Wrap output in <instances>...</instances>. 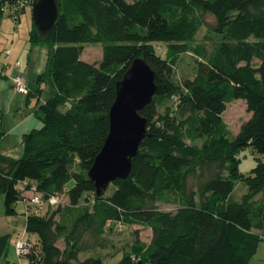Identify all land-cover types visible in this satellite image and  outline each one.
Listing matches in <instances>:
<instances>
[{
	"label": "trees",
	"instance_id": "1",
	"mask_svg": "<svg viewBox=\"0 0 264 264\" xmlns=\"http://www.w3.org/2000/svg\"><path fill=\"white\" fill-rule=\"evenodd\" d=\"M56 2L50 34L43 37L35 23L29 34L49 46L46 70L24 94L42 125L23 135L20 157L0 153L6 213L16 215L24 201L26 232L36 236L26 256L38 264H103L81 254L110 249L116 225H142L150 242H134L120 264H249L264 239V198H257L264 161L246 175L239 154L251 148L264 157V0ZM25 7L14 11L16 23ZM203 26L215 37L210 52L196 43ZM87 43L103 45L98 64L81 59ZM188 52L199 57L195 73L179 82L175 66ZM137 58L156 73V94L140 111L147 133L129 177L98 194L89 171L110 131L117 83ZM237 99L251 116L234 135L224 114ZM3 135L0 123V141ZM237 184L246 192L232 200ZM34 194L61 202L37 213ZM9 239L0 236V264Z\"/></svg>",
	"mask_w": 264,
	"mask_h": 264
},
{
	"label": "rangeland",
	"instance_id": "2",
	"mask_svg": "<svg viewBox=\"0 0 264 264\" xmlns=\"http://www.w3.org/2000/svg\"><path fill=\"white\" fill-rule=\"evenodd\" d=\"M18 3V7L15 3H4V16L6 20H10L9 25H4V32L7 34L9 32L12 33L13 30H17L18 37L14 40L0 41V51L4 49L10 48L14 54H11V58L14 56L15 58H19L22 62V68L26 66H35L37 68L41 67L42 71L46 70L47 62H48V54H49V46L47 42L40 43H32L29 40V33L34 23L33 13H32V4L27 5L25 8V12L21 15V20L17 23H14L15 19L12 17V10L15 11L20 7V2ZM12 14H11V13ZM12 16V17H11ZM206 20L211 25L214 20L211 16H206ZM6 24V23H5ZM15 24V25H14ZM209 26H203L198 35H197V44H202L207 47L208 51H212L214 48L215 37L209 29ZM3 33V32H2ZM4 33V34H5ZM11 37V36H10ZM211 37L212 39H209ZM12 39V38H10ZM157 51L165 56L166 54V46L165 44H156ZM103 55V45L101 43H87L85 44V49L81 55V59L90 63H99L102 59ZM196 58H199L195 53L188 52L181 56V59L178 61L175 66V76L177 81L181 82L186 77H193L196 68ZM14 95L11 96V93L1 94V100L4 98L12 97L14 106H18V102L20 105L27 110V99L25 96L19 94L15 89H13ZM48 95V92H45L44 97ZM10 98H8V101ZM17 107L15 108V110ZM14 110V111H15ZM6 111V110H5ZM28 112H30L28 110ZM14 113V112H13ZM37 116V115H36ZM250 113L247 111L246 101L243 99H237L230 103H228L227 110L224 114L225 121L229 124L234 135L238 134L240 131L242 123L250 118ZM38 118V117H37ZM8 117L5 116V121L7 122ZM9 125L13 124L12 120L8 121ZM41 127V126H40ZM9 144L16 146H2L6 147L10 152L11 156L20 157L24 151V145L21 141H9ZM18 143V144H17ZM261 158L264 161V157H261L257 153H253L251 148H246L239 154L240 164L239 168L241 172L246 175L252 173V170L258 163V159ZM75 184L74 180H71L67 187L71 188ZM245 186L244 184L242 185ZM242 186H238L236 192L234 193L232 200H240L241 199V191ZM112 190V186L110 187ZM110 190V189H109ZM26 203L24 201H20L15 204V208L17 210V214L13 216H9L6 213V204H5V195L0 194V236L1 235H10V239L8 242V250L7 255L3 257L1 264H38L36 261H31V259L27 256H19L16 251V242L19 241L24 233L25 229V221H26ZM160 207L165 210H173L174 205L171 204H161ZM54 210V209H53ZM109 235L112 239L113 246L108 250L99 249L97 251H92L87 254H81V258L89 256H99L103 260V264H120L121 260L124 257L125 251L130 248V246L136 242L137 240L141 242H150L152 237V231L150 228L139 225V226H123L119 227L118 225L114 226L113 230L109 229ZM26 240L28 238L32 241H36L35 235L26 236ZM25 239V238H24ZM19 260V261H18Z\"/></svg>",
	"mask_w": 264,
	"mask_h": 264
},
{
	"label": "water",
	"instance_id": "3",
	"mask_svg": "<svg viewBox=\"0 0 264 264\" xmlns=\"http://www.w3.org/2000/svg\"><path fill=\"white\" fill-rule=\"evenodd\" d=\"M32 13L40 34L47 37L58 16L56 0H34ZM155 76L150 65L143 58H137L117 83L116 100L110 110V131L89 171L98 194L115 180L128 178L132 171L133 158L147 133V118L140 111L156 94Z\"/></svg>",
	"mask_w": 264,
	"mask_h": 264
},
{
	"label": "crops",
	"instance_id": "4",
	"mask_svg": "<svg viewBox=\"0 0 264 264\" xmlns=\"http://www.w3.org/2000/svg\"><path fill=\"white\" fill-rule=\"evenodd\" d=\"M24 10H26V8ZM12 12L14 14L13 10H12ZM24 12L20 13L19 21L21 20V15ZM9 23H10V20L9 19L6 20V18L4 16L2 21H1V24H0V41L7 40V42H9L10 40H14L18 37L17 30H13L12 33L9 32L7 34L4 32V30H5L4 25L8 26ZM14 23H16V21ZM10 38H12V39H10ZM4 50L0 51L1 52V54H0V67H2L3 70L6 71V73L12 74V73L18 72L23 77V80L25 81V83L29 84L31 81H33L37 77V75L39 73L43 72L41 67L37 68L36 65L35 66L29 65V66H26L23 68L21 67L20 69L13 68L12 63L14 61V59H13L14 56L12 58H11V56L7 57L6 54L4 53ZM12 54H14V52H12ZM17 59H19V58H17ZM13 89L14 88H13L12 81L10 80V78L8 76L7 77H4V76L0 77V96H1V94H8V93H11V96H13L15 94ZM19 94H21V93H19ZM21 95L25 96L27 99L26 95H24V94H21ZM8 98H10L9 101H8ZM8 98H4L3 100H1V97H0V123H1V129L4 132V135L0 141V153L10 155V152L8 151V149L6 147H2V146H16V144L11 145L8 143L9 141H14V140L17 142L21 141V143L23 144V135L25 133L31 131L32 129L39 128L42 125V120L38 116H36V113L34 112V109L32 108L35 105V100L28 102V99H27L26 106L28 109L25 110L20 105L19 102H18V106L16 105V106L12 107L14 104H17V102L14 103V100L12 99V97H8ZM16 107H17V109L15 110ZM28 110L30 112H28ZM5 116L8 117L9 120H12L14 123L9 125V123H8L9 120H7V122H6ZM239 185L241 186L242 184H237L235 192H236ZM245 192H246V188L243 187L242 191H241V197ZM234 193H233V195H234ZM261 197L264 198V195L261 194V195L257 196L258 199ZM25 234H26V236H28L29 234L27 232L24 233L22 238L26 239L27 237H25ZM263 234H264V231H263ZM21 264H22V262H21ZM249 264H264V239L259 243L258 249H257L255 255L253 256V258L251 259Z\"/></svg>",
	"mask_w": 264,
	"mask_h": 264
},
{
	"label": "built area",
	"instance_id": "5",
	"mask_svg": "<svg viewBox=\"0 0 264 264\" xmlns=\"http://www.w3.org/2000/svg\"><path fill=\"white\" fill-rule=\"evenodd\" d=\"M34 0H17L16 2H20V7H24L27 5L33 4ZM17 6H19L17 4ZM1 53V52H0ZM4 53L6 56H10L12 54V49L8 48L4 50ZM22 66V62L20 60H17L14 63L15 68H20ZM9 77L12 81L13 87L16 91L19 93L27 94L29 92L27 83L23 80V77L20 73H6V71L3 70L2 67H0V77ZM31 203L35 207V212L39 213L42 209H44L47 205H57L61 202V199L57 196H52L48 199H45L39 195H33L31 197ZM16 251L19 256H26L32 251L33 243L30 240H26L24 238H21L19 241L16 242Z\"/></svg>",
	"mask_w": 264,
	"mask_h": 264
}]
</instances>
